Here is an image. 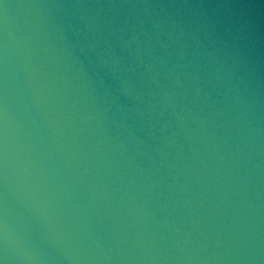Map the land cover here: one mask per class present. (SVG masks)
<instances>
[{
	"label": "water",
	"instance_id": "1",
	"mask_svg": "<svg viewBox=\"0 0 264 264\" xmlns=\"http://www.w3.org/2000/svg\"><path fill=\"white\" fill-rule=\"evenodd\" d=\"M2 264H264V0H0Z\"/></svg>",
	"mask_w": 264,
	"mask_h": 264
},
{
	"label": "clouds",
	"instance_id": "2",
	"mask_svg": "<svg viewBox=\"0 0 264 264\" xmlns=\"http://www.w3.org/2000/svg\"><path fill=\"white\" fill-rule=\"evenodd\" d=\"M0 264H2V262H0Z\"/></svg>",
	"mask_w": 264,
	"mask_h": 264
}]
</instances>
